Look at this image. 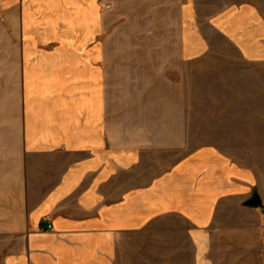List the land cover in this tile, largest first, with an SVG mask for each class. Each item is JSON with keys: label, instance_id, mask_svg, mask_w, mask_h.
<instances>
[{"label": "crops", "instance_id": "1", "mask_svg": "<svg viewBox=\"0 0 264 264\" xmlns=\"http://www.w3.org/2000/svg\"><path fill=\"white\" fill-rule=\"evenodd\" d=\"M209 6L0 0V264H258L264 0Z\"/></svg>", "mask_w": 264, "mask_h": 264}, {"label": "rangeland", "instance_id": "2", "mask_svg": "<svg viewBox=\"0 0 264 264\" xmlns=\"http://www.w3.org/2000/svg\"><path fill=\"white\" fill-rule=\"evenodd\" d=\"M201 2H204V3H209V8L205 7L203 8V11L206 12L208 10H216V9H219L221 8L222 5L226 4V3H229L231 0H200ZM132 2H134L136 4V6H138V3L139 2H146V0H132ZM144 39V38H143ZM138 38H136L134 41L132 40V44H136L138 45ZM145 40V39H144ZM143 40V41H144ZM146 40H149V39H146ZM134 42V43H133ZM149 41H147L148 43ZM135 54H142V55H150V54H153V50L152 49H149V48H135ZM264 231V229H263ZM231 251L233 252H239V251H236L235 249H231ZM229 253H231L230 251H228ZM245 256L243 257H239L238 254L237 255H233L232 253L231 254H228L227 253V256L225 257V264H251V258L250 256H247V254L244 253ZM239 258L241 260H239ZM252 264H254V257H253V261H252ZM258 264H264V241H263V246L261 247L260 246V253H259V257H258Z\"/></svg>", "mask_w": 264, "mask_h": 264}, {"label": "water", "instance_id": "3", "mask_svg": "<svg viewBox=\"0 0 264 264\" xmlns=\"http://www.w3.org/2000/svg\"><path fill=\"white\" fill-rule=\"evenodd\" d=\"M248 205L253 208H258L261 205V199L258 195H254V197L248 202Z\"/></svg>", "mask_w": 264, "mask_h": 264}]
</instances>
